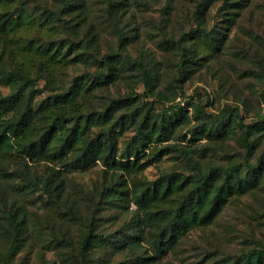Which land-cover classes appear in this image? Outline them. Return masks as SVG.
Masks as SVG:
<instances>
[{"label": "trees", "instance_id": "trees-1", "mask_svg": "<svg viewBox=\"0 0 264 264\" xmlns=\"http://www.w3.org/2000/svg\"><path fill=\"white\" fill-rule=\"evenodd\" d=\"M30 1L35 2L0 0V86L9 88L7 93L0 89V179H18L21 188L28 190L41 188L48 203L62 216L78 219L81 226L76 236H51V242L62 251L64 264H92L93 250L108 246L128 252L124 264H145L150 256L156 259L174 249L190 228L210 223L231 196L258 184L263 160L253 162L251 156L257 145L256 135L264 129V114L257 121L245 123L237 105L215 113L204 110L200 98L193 101L189 97L181 105L172 102L171 95L177 90L173 79L181 80L190 65L199 62L197 51L203 43L211 49L220 48L225 40L224 30L234 22L243 0H221L219 10L224 24L210 29L203 24L204 14L216 0H198L193 12L195 25L160 43L161 47L174 46L178 50L177 76L168 81L166 89L156 91L157 69L143 57L135 58L130 62L139 71L143 91L111 97L101 108H88L89 94L115 78L117 69L110 60L116 53L102 55L94 74L88 70L74 77L67 88L38 97L44 88L36 82L43 79L50 86L54 81L53 62L58 63L80 46L83 53L86 45L73 39L79 33L80 20L66 18L69 0H60L57 9L45 4L37 15L30 9ZM63 32L68 38L61 35ZM119 39L125 45L128 42L121 32ZM261 76L264 77V68ZM155 99L172 103L157 111ZM188 106L193 109L195 121L190 135H204L213 141L228 131L238 132L243 148L240 159L229 163L200 162L192 156L195 146L180 145L185 134L177 131L190 118ZM125 128L132 129V134L120 146L118 133ZM169 139L178 143L153 145ZM174 151L187 158L186 171H165L130 190L123 172L140 170ZM54 159L64 167L77 169L100 160L120 171L101 182L96 199H91L84 212H79L78 207L62 210L60 199L65 183L59 170L53 168L41 178L27 162ZM11 164L13 172L9 171ZM6 195L0 185V264H24L16 263L15 257L27 239V209L18 200L8 201ZM131 202L136 203V213L126 226L113 233L98 230L102 210L128 208ZM66 249H71L67 255ZM219 264H264V242L239 254L223 256Z\"/></svg>", "mask_w": 264, "mask_h": 264}, {"label": "rangeland", "instance_id": "rangeland-1", "mask_svg": "<svg viewBox=\"0 0 264 264\" xmlns=\"http://www.w3.org/2000/svg\"><path fill=\"white\" fill-rule=\"evenodd\" d=\"M59 1H30V9L37 15L45 4L57 9L61 4ZM69 1L70 7L65 16L73 22L80 20L79 33L73 39L79 41V45L85 43L86 51L81 53L80 46L64 57L61 54V60L58 63L53 62L54 81L51 85H46L43 79L36 82V85L44 88L38 97H45L62 87L67 88L74 77L83 75L88 70L94 74L100 67L98 59L104 54L116 53L110 61L116 67L117 74L112 81L90 91L88 108H101L111 97L143 91L144 85L139 71L130 62L135 58L143 57L148 65L153 64L157 69L156 91H164L168 81L177 76L175 63L178 50L174 46L161 47L160 43L163 38H176L195 25L193 12L198 0ZM243 3L235 12L234 22L224 30L225 40L220 48L211 49L203 43L197 51L201 57L199 62L191 64L190 71L181 80L173 79L177 90L171 94L174 96L172 102L184 105L189 97H193V101L200 98L203 109L215 113L237 105L245 123L257 121L262 117L264 0H243ZM220 4L221 0H216L206 10L203 23L206 28H217L224 24L219 10ZM119 32L127 38L126 45L120 43ZM61 35L68 38L64 32ZM0 89L3 93L9 90L3 85ZM172 102L161 103L156 100L155 109L160 111ZM186 111L190 118L181 123L177 133L185 134L180 145L196 147L192 154L194 159L216 163H229L240 159L243 148L238 132L228 131L213 141L204 135L192 137L189 131L195 122L193 109L188 106ZM131 134L132 129L128 128L118 133L119 145L123 146ZM256 136L257 145L251 160H263L258 184L240 195L231 196L210 223L190 228L179 239L174 249L156 259L150 256L145 264H212L217 261L219 264V259L223 256L239 254L264 242V129ZM173 142L177 140L169 139L153 145ZM186 160L185 156L174 151L140 170H134L130 174L123 172V175L133 191L138 189L145 179L152 180L165 171H186L189 166ZM27 162L31 171L41 178L53 168L59 170L65 183L60 206L62 210L78 207L79 212L85 211L92 198L96 199L101 182L106 177L116 176L120 171L116 167L112 170L100 160L78 169L64 167L62 162L56 159ZM8 167L11 169L9 171L13 172L14 165ZM0 185L6 189L8 201L18 200L27 209V239L22 250L16 254L15 262L64 264L61 261L62 251L51 242V236L63 233L70 238L76 236L81 226L78 219L68 214L62 216L61 212L48 203L41 188H21L18 179H0ZM135 209L134 202H131L128 208H105L100 213L98 230L113 233L122 225L126 226L136 213ZM142 243L149 249L146 240ZM112 248L108 246L93 250L92 264H124L128 252ZM69 250L71 249L65 250V255Z\"/></svg>", "mask_w": 264, "mask_h": 264}]
</instances>
